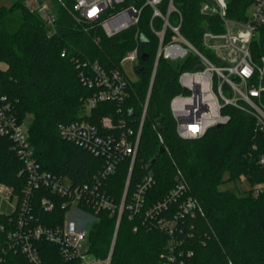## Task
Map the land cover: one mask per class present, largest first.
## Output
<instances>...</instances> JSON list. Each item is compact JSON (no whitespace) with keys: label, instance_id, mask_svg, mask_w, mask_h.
<instances>
[{"label":"trees","instance_id":"16d2710c","mask_svg":"<svg viewBox=\"0 0 264 264\" xmlns=\"http://www.w3.org/2000/svg\"><path fill=\"white\" fill-rule=\"evenodd\" d=\"M63 1L66 7H56L57 21L51 35L39 15L24 6V0H16L10 7L0 6V61L7 64L6 70H0V96L14 106L21 121L32 115L29 140L45 170L66 175L75 184H89L104 167L105 159L62 139L58 127L81 116L96 125L105 117L117 122L119 105L99 102L85 115L84 104L95 90L81 82V69L75 60L80 64L97 61L110 71L121 70L127 52L137 47L141 55L148 56L146 60L140 57L135 70L137 79L131 82L124 102L129 123L138 127L157 60L159 38L151 29L153 10L142 0H127L122 5L135 3L142 9L140 20L113 36H108L98 23H78L69 12L75 0ZM208 1L173 0L177 11L171 13L170 22L178 25L181 16L182 36L217 63L214 53L204 46L203 35L206 31L222 33L224 26L219 15L202 13V5ZM169 2L163 0L159 6L163 14L167 13ZM252 2L228 0V17L246 21ZM153 27L161 30L162 20L155 18ZM169 37L167 32L166 39ZM251 54L257 62L264 58V25L251 44ZM199 66L194 54L177 62L158 59L132 171L131 159L122 160L115 174L102 181V187L120 204L129 179L128 202L144 177L152 174L155 182L146 195L147 210L175 187L180 172L189 194L198 199L205 212L204 217L187 216L177 228L183 259L192 264H264V192L254 196L251 189L243 194L221 189L226 182L242 178L251 186L264 187V165L260 164L264 134L257 130L255 119L227 106L223 113L230 115V121L219 129H209L202 138L185 140L176 132L171 101L177 95L188 94L179 77L183 72L197 71ZM24 167L11 139L0 136V183L19 197L26 185L25 174H20ZM45 196L49 193L43 189L35 192L34 224L49 227L61 222L67 210L62 207V200H57L52 212L45 211L41 207ZM176 209V205L170 206L162 215L168 219ZM10 220V216L0 213V242L5 241L7 231L13 227ZM169 239L168 233L156 224H143L137 216L131 219L126 209L118 226L117 215L101 211L89 232V251L102 261L111 253L110 264H163L161 254ZM37 247L44 264H78L65 261L50 243L38 242ZM0 264L30 263L23 254L9 253Z\"/></svg>","mask_w":264,"mask_h":264},{"label":"built area","instance_id":"2783aa9c","mask_svg":"<svg viewBox=\"0 0 264 264\" xmlns=\"http://www.w3.org/2000/svg\"><path fill=\"white\" fill-rule=\"evenodd\" d=\"M126 1L75 0L69 12L78 23H98L108 36H113L139 23L142 9L135 3L122 7ZM142 1L153 10L151 29L159 38V46L149 93L138 127L129 123L124 109V102L133 82L124 71V63H131L136 70L142 56L138 47L127 52L121 70L107 71L97 61L80 64L79 60H75L77 68L81 69V82L95 90L93 96L84 104L85 115H89L99 102L113 101L119 105L120 118L117 122L105 117L100 125H96L81 116L77 121L60 124L58 127L62 139L105 159L104 167L92 183L75 184L66 175L45 170L35 155L24 122L18 118L14 106L7 102L5 97L0 96V136L11 139L13 149L25 166L20 174L26 176V185L21 197L15 195L13 189L5 188V201L12 209L5 214L11 217L10 223L13 227L7 231L5 241L0 242V262L5 255L13 253L25 255L30 264H44L37 243L47 242L58 248L65 261H77L78 264H110L111 253L103 261L90 253L89 232L99 220L101 211L117 215L118 226L126 209L131 219L137 216L143 224L154 223L168 233L170 239L161 254L163 264H192L183 259L176 231L180 222L187 216L204 217L205 212L198 199L189 194L188 186L181 179L180 172L177 174L175 187L147 210H144L146 195L155 182L152 174L144 177L128 202L129 179L120 204L102 187V181L115 174L122 160L131 159L132 171L160 57L177 62L189 54H194L200 61L197 71H186L179 77L180 85L188 94L177 95L171 101V112L180 138L200 139L209 129L226 125L230 121V115L224 114L223 109L227 106L252 116L257 130L264 134V58L257 62L251 54V44L258 37L259 28L264 25V0H253L247 11L246 21L228 17V0H209L202 5V13L219 15L223 22L222 33L206 31L203 35V44L214 53L217 63L182 36L181 16L178 25L171 24L170 15L177 11L173 0H170L166 14L159 9L163 0ZM59 5L66 7L63 0H24V6L39 15L50 35L55 32L56 7ZM250 9L252 10L249 12ZM155 18L162 20V29L159 31L153 27ZM167 32H170L168 39ZM62 55H65V51ZM159 140L164 143L161 134ZM260 164L264 165V155ZM41 189L49 193V196L41 199V207L45 211L52 212L57 200H62V207L67 210L64 219L53 226L34 224L35 192ZM251 192L254 196H259L264 192V187L251 186ZM13 199L16 200L15 204L12 203ZM174 205L177 209L167 219L162 213ZM1 230L6 229L2 226Z\"/></svg>","mask_w":264,"mask_h":264},{"label":"rangeland","instance_id":"374dc122","mask_svg":"<svg viewBox=\"0 0 264 264\" xmlns=\"http://www.w3.org/2000/svg\"><path fill=\"white\" fill-rule=\"evenodd\" d=\"M16 0H0V6H5V7H10ZM252 9L249 10V12ZM125 58V57H124ZM123 58V60H124ZM122 60V62H123ZM121 62V65H122ZM215 62V61H214ZM7 69V64L3 61H0V70H6ZM124 71L126 73V75L130 78L133 79L132 81H135L137 79L136 75H135V70H134V65H132L129 62H125L124 63ZM23 124H24V128L27 132H29L30 126L33 122V117L32 115H27L25 117V119H23ZM227 178V176H226ZM4 185H2L0 183V212L1 213H7L12 211V209L9 207V205L7 204V201H5V189L2 188ZM221 189L224 190H230L233 191L237 194H243L247 191H249L251 189V185L250 183L245 179L242 178L239 181L236 182H226ZM16 200L13 199L12 203L15 204ZM90 227V225L88 226Z\"/></svg>","mask_w":264,"mask_h":264},{"label":"water","instance_id":"95a60500","mask_svg":"<svg viewBox=\"0 0 264 264\" xmlns=\"http://www.w3.org/2000/svg\"><path fill=\"white\" fill-rule=\"evenodd\" d=\"M147 55L146 54H142V56H141V58L143 59V60H146L147 59ZM222 126L221 125H219V126H217V129H219V128H221Z\"/></svg>","mask_w":264,"mask_h":264},{"label":"crops","instance_id":"0c3cea01","mask_svg":"<svg viewBox=\"0 0 264 264\" xmlns=\"http://www.w3.org/2000/svg\"><path fill=\"white\" fill-rule=\"evenodd\" d=\"M2 188H4V189H5L6 187H5V186H3Z\"/></svg>","mask_w":264,"mask_h":264}]
</instances>
